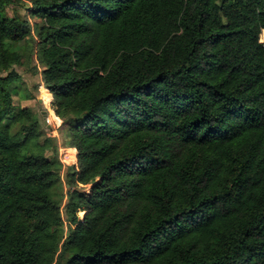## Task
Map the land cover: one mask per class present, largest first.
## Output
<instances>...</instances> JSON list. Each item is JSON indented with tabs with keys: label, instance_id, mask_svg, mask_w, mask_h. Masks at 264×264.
<instances>
[{
	"label": "trees",
	"instance_id": "1",
	"mask_svg": "<svg viewBox=\"0 0 264 264\" xmlns=\"http://www.w3.org/2000/svg\"><path fill=\"white\" fill-rule=\"evenodd\" d=\"M21 2L0 0V264H264V0H29L32 27ZM27 41L76 154L63 206L9 91Z\"/></svg>",
	"mask_w": 264,
	"mask_h": 264
},
{
	"label": "rangeland",
	"instance_id": "2",
	"mask_svg": "<svg viewBox=\"0 0 264 264\" xmlns=\"http://www.w3.org/2000/svg\"><path fill=\"white\" fill-rule=\"evenodd\" d=\"M30 7L29 0H22L19 4H13L7 7V13L9 15H17L22 20L27 21L30 27L40 25V20L31 17L27 12ZM30 46L31 45L27 41L12 48L13 50L20 52L23 58L19 66H15L9 71L18 76V79L9 87V91L12 96L13 105L16 108L29 109L39 121V143L43 144L46 139L50 141L49 148L45 150L44 155L47 159L56 163L58 169L57 173L60 176V183L56 185L54 192L55 198L61 202V205L63 206L64 203H66L69 190L64 184V173L62 165L59 162V149L65 147L62 131L60 129L61 122L58 118L57 120H54L55 115L49 110L51 98L47 100L45 97L46 95L42 94L44 107L39 103L40 92L44 89L40 78L41 67L37 63L38 57L36 52L34 51L31 54ZM7 74L8 73H2L0 76L4 77ZM44 111L47 112L46 117L42 114ZM78 216L83 217V213H79ZM67 217L68 215L63 212L65 232L67 231L68 226Z\"/></svg>",
	"mask_w": 264,
	"mask_h": 264
},
{
	"label": "built area",
	"instance_id": "3",
	"mask_svg": "<svg viewBox=\"0 0 264 264\" xmlns=\"http://www.w3.org/2000/svg\"><path fill=\"white\" fill-rule=\"evenodd\" d=\"M59 162L62 165L63 173L76 163L75 150L63 147L59 149ZM63 176V175H62Z\"/></svg>",
	"mask_w": 264,
	"mask_h": 264
},
{
	"label": "water",
	"instance_id": "4",
	"mask_svg": "<svg viewBox=\"0 0 264 264\" xmlns=\"http://www.w3.org/2000/svg\"><path fill=\"white\" fill-rule=\"evenodd\" d=\"M39 103H41V100H39ZM42 114H43L44 117L47 116V112L46 111H44Z\"/></svg>",
	"mask_w": 264,
	"mask_h": 264
},
{
	"label": "bare ground",
	"instance_id": "5",
	"mask_svg": "<svg viewBox=\"0 0 264 264\" xmlns=\"http://www.w3.org/2000/svg\"><path fill=\"white\" fill-rule=\"evenodd\" d=\"M46 97V96H45ZM46 99L48 100L49 99V97H46ZM53 118V117H52ZM54 120H57V117L55 116V119Z\"/></svg>",
	"mask_w": 264,
	"mask_h": 264
},
{
	"label": "crops",
	"instance_id": "6",
	"mask_svg": "<svg viewBox=\"0 0 264 264\" xmlns=\"http://www.w3.org/2000/svg\"><path fill=\"white\" fill-rule=\"evenodd\" d=\"M47 97V96H46Z\"/></svg>",
	"mask_w": 264,
	"mask_h": 264
}]
</instances>
